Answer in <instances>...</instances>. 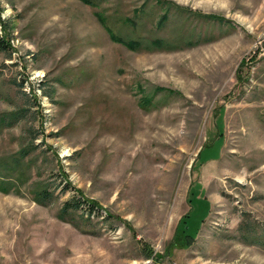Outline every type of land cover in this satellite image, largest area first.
I'll return each instance as SVG.
<instances>
[{"label": "rangeland", "instance_id": "obj_1", "mask_svg": "<svg viewBox=\"0 0 264 264\" xmlns=\"http://www.w3.org/2000/svg\"><path fill=\"white\" fill-rule=\"evenodd\" d=\"M166 1L0 0V264H264V0Z\"/></svg>", "mask_w": 264, "mask_h": 264}, {"label": "trees", "instance_id": "obj_2", "mask_svg": "<svg viewBox=\"0 0 264 264\" xmlns=\"http://www.w3.org/2000/svg\"><path fill=\"white\" fill-rule=\"evenodd\" d=\"M85 5L96 7L97 1L101 0H79ZM154 3L157 6H160L162 8H168V6L172 5L173 3L166 0H153ZM174 5V4H173ZM176 8L180 10V8L176 5ZM95 16L98 20V22L103 26L107 34L109 35L110 39L113 42H116L118 44L123 45L125 48H127L130 51H138V50H150V49H157V50H164V51H173L176 49H179L180 46L172 44L168 42L167 40L163 39H153L149 40L148 42H143L141 40H134V39H125L120 36H118L112 28L109 26L106 17L99 11L95 12ZM196 16H200L205 19H210L212 21H224L222 17L216 16V15H203L201 13H197ZM168 19V13L165 11L161 17L158 20L159 25H162L166 22ZM124 21H127L128 24H132L133 22L130 19H125ZM7 42L0 37V51L8 48ZM19 112H9L3 115H0V128L4 127L6 125L12 124V122H15L18 120ZM28 155V151L24 148L20 149L16 156V159H13V161L8 162L7 166L0 170V193L3 194H9V193H20L19 186L23 185L25 181H23L22 175L24 172V169H22L25 166V159ZM199 155V154H198ZM197 155V156H198ZM2 171V172H1ZM25 173V172H24ZM61 175V174H60ZM66 185H69V182L67 180H64ZM76 194L79 195V198L82 200L83 203H86L91 210H100V206L91 200H86L82 195L79 194V192H76ZM52 199H54V193L49 190V186L45 183H40L35 190L32 191V200L34 203L45 206L48 202H50ZM79 201L74 200L73 198H70L69 200L65 201L61 207L58 210L57 218L62 222H67V216L75 212H77L79 207ZM107 217V215H106ZM183 221V218L180 220V223ZM264 232V228L262 229ZM176 234H178V226L176 227ZM181 234L185 235V232L183 231ZM177 236V235H176ZM175 236V237H176ZM186 245L188 246L189 243L193 240V238L185 236ZM173 243V242H172ZM177 246V244H172V248Z\"/></svg>", "mask_w": 264, "mask_h": 264}, {"label": "crops", "instance_id": "obj_3", "mask_svg": "<svg viewBox=\"0 0 264 264\" xmlns=\"http://www.w3.org/2000/svg\"><path fill=\"white\" fill-rule=\"evenodd\" d=\"M222 149H223V147H222ZM222 149H221V153H222ZM220 156H221V154H220Z\"/></svg>", "mask_w": 264, "mask_h": 264}]
</instances>
